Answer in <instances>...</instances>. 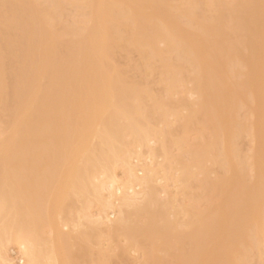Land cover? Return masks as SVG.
<instances>
[{"label": "bare ground", "instance_id": "bare-ground-1", "mask_svg": "<svg viewBox=\"0 0 264 264\" xmlns=\"http://www.w3.org/2000/svg\"><path fill=\"white\" fill-rule=\"evenodd\" d=\"M3 241L23 264H264V0H0Z\"/></svg>", "mask_w": 264, "mask_h": 264}, {"label": "rangeland", "instance_id": "rangeland-1", "mask_svg": "<svg viewBox=\"0 0 264 264\" xmlns=\"http://www.w3.org/2000/svg\"><path fill=\"white\" fill-rule=\"evenodd\" d=\"M74 11V10H73ZM72 14V13H71ZM133 59L132 60H134L135 62H136V60H137V57H136V59L134 58V56L132 57ZM137 64V63H136ZM155 87V86H154ZM158 86L156 85V87H155V89H154V91L156 90V88H157ZM160 88V87H159ZM192 88H193V85H191V84H188L186 87H185V91H184V94L183 95H180V97L182 96L183 97V99H186L189 103H191V104H195L196 103V99H197V95L196 94H194V93H192ZM158 89V88H157ZM159 94H160V89H159ZM173 98H179V96H174ZM183 114H184V112H183ZM192 137L191 138H194L195 137V135H191ZM196 139L194 138V143H199L200 141L199 140H197V141H195ZM253 139L249 136V135H244L238 142L239 143H237V145L239 146V148L237 149V150H239L238 151V153L242 156L243 155V157L244 156H246V157H248L250 154H251V151H252V148H253V146H254V141H252ZM196 143V144H197ZM150 146L151 147H155V148H157V145L155 146V144L154 143H151L150 144ZM135 151H137V150H135ZM145 151V149H143V150H141V152L143 153V156H142V158H140V161H138V160H136V156H134L133 157V159H132V163H133V166H134V168H135V171L137 172V176H142V174H143V172H142V168H143V166H145L146 167V165L147 166H152L153 168H155V169H158L157 171H158V174L157 175H155V177H153L154 178V182L152 183V185L155 187V189L156 190H158V195L160 196V198H162V199H164V198H166V196H165V194L163 193V187H167L168 186V193H169V195L168 196H170V197H174L173 198V200L175 201V204H177V205H182V203H183V200H182V196H180V192H179V189H178V187H177V185H176V183L174 184L173 182H167V184L168 185H166V182H165V180L162 178V172H160L159 171V167H160V165L162 164V162H163V159L162 158H160V156H158V155H156L155 157H154V159L153 158H150L149 159V157H148V155H147V153H145L144 152ZM240 151H241V153H240ZM176 152L175 151H173V154H175ZM155 158H157V159H155ZM154 160H155V162H154ZM209 169H211L212 167H208ZM116 170H118V171H115V173H116V178H117V180L118 181H120V182H122L121 181V179H123L124 177H123V173H122V171L121 170H119L118 168L116 169ZM213 170V169H212ZM211 172V173H210ZM210 172H208L209 174V177H211V178H213V179H215V178H217V177H215L216 176V174H217V172L216 171H210ZM212 173H214V174H212ZM158 175H159V177H158ZM200 177L201 176H199L198 177V179H200ZM211 178H209V179H211ZM158 188V189H157ZM167 189V188H166ZM140 191V189L137 187V188H135V192H139ZM193 191H195L194 189H193ZM171 194V195H170ZM138 198H140V197H138ZM201 203V208L202 207H204L203 206V202L201 201L200 202ZM115 207L113 208V209H110V210H108V218L111 220V221H114L115 219H117V217H118V211H119V209H118V206H117V201H115ZM123 210H124V214H123V216L122 217H125V215H126V213L127 212H131L132 211V209L131 208H123ZM93 215H95V216H98V211L94 208L93 209ZM95 212V213H94ZM75 217V214H73L72 215V217ZM181 218H180V221H182V218H183V221H184V219H186V218H184V216L183 215H181L180 216ZM68 230H70V228H65V229H63V231L64 232H67ZM47 237L49 236V234H45ZM120 240H119V243H117L118 245H121L122 246V242H123V244H124V241H122L123 239L120 237L119 238ZM115 242H117L116 240H115ZM106 243V242H105ZM107 245L109 244V242L108 243H106ZM111 245H115L114 243L112 244V243H110ZM1 245H2V251H1V253H0V264H7V262L9 261V264L11 263V264H23V260L21 259V256L19 255L20 253H19V251H18V247L15 245V244H13V243H8V242H5V241H3L2 243H1ZM115 247V246H114ZM114 249V248H113ZM127 257V258H126ZM125 257V259H124V261H126L125 262V264H142V257H141V255L138 253V252H134V251H132V252H130L127 256ZM7 261V262H6ZM121 261H123V260H121ZM120 261V263H117V264H123L122 262ZM123 261V262H124ZM258 263V262H257ZM260 264H263V262H259ZM84 264V263H83ZM256 264V263H255Z\"/></svg>", "mask_w": 264, "mask_h": 264}]
</instances>
